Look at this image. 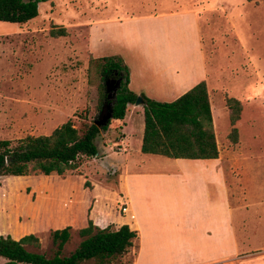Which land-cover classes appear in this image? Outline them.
Listing matches in <instances>:
<instances>
[{
    "label": "rangeland",
    "instance_id": "1",
    "mask_svg": "<svg viewBox=\"0 0 264 264\" xmlns=\"http://www.w3.org/2000/svg\"><path fill=\"white\" fill-rule=\"evenodd\" d=\"M186 9L199 10L201 17L220 160L230 170L233 242L226 264H264V0H49L26 24L0 22V140L50 135L69 119L79 128L80 116L94 122L100 94L98 82H90V59L120 55L128 66L144 64L135 49L125 47L134 42L121 36L117 18L128 11ZM55 26L66 28L67 36L53 38ZM134 28L142 33L140 24ZM136 43L145 53L140 37ZM111 94L114 98V91ZM229 98L243 105L236 124L238 143L229 138ZM119 126L111 120L97 147L112 144ZM120 174L112 161L95 157L83 158L80 168L65 176L1 177L0 236L20 239L34 234L40 246L28 249L53 256L51 234L71 226L63 216L71 213L74 218L78 199L90 201L89 216L96 207L115 221L125 217ZM210 219L202 217L203 230ZM71 228L63 257L74 253L82 240L78 225ZM134 252L112 264H134ZM0 264L5 260L0 258Z\"/></svg>",
    "mask_w": 264,
    "mask_h": 264
},
{
    "label": "crops",
    "instance_id": "2",
    "mask_svg": "<svg viewBox=\"0 0 264 264\" xmlns=\"http://www.w3.org/2000/svg\"><path fill=\"white\" fill-rule=\"evenodd\" d=\"M200 19L195 9L149 10L140 14L128 11L117 18L116 23L122 25L121 36L134 42L125 47L131 52L135 49L134 53L144 60L137 66L125 63L130 70L132 92L166 103L177 100L202 81L209 85L210 67ZM137 24L143 26L142 33L135 30ZM139 37L146 50L143 54L136 47ZM211 110L215 122L212 102ZM118 123V137L102 150L98 146L96 157L112 161V166L121 169L119 189L125 195V217L115 221L96 207L89 216L90 201L82 198L75 206L74 218L71 213L64 214L63 222L83 229L90 217L101 228L130 226L138 232L134 264H226V252L233 242L234 208L230 170L220 155L213 160H187L143 154L144 106L130 104L125 119ZM115 147L118 152H114ZM202 217L211 218L204 230ZM78 218L79 222H74Z\"/></svg>",
    "mask_w": 264,
    "mask_h": 264
},
{
    "label": "trees",
    "instance_id": "3",
    "mask_svg": "<svg viewBox=\"0 0 264 264\" xmlns=\"http://www.w3.org/2000/svg\"><path fill=\"white\" fill-rule=\"evenodd\" d=\"M49 0H0V22L26 24L39 16V5ZM255 1V0H249ZM53 38L67 36L66 28L53 27ZM90 82H98L100 94L98 116L92 123H86V116H80L81 127L74 121L56 128L50 135L27 136L19 140H0V178L3 176L52 175L65 176L76 172L83 158H95L99 153L96 140L106 126L96 125L113 109V119L123 121L127 108L138 98L130 90V70L120 56L90 59ZM116 96L110 98L117 87ZM145 132L142 153L159 155L169 159L213 160L220 155L215 133L209 90L205 81L200 82L173 102H157L145 96ZM230 109L232 130L229 138L238 143L236 124L241 119L243 105L236 98L226 101ZM110 107V108H109ZM10 158V162L8 159ZM71 227L52 232L54 254L47 257L28 246H40L34 234L20 239L0 236V258L5 264H112L125 255L138 253V232L123 225L101 228L89 220L88 226L79 230L81 243L69 257L62 252L71 238Z\"/></svg>",
    "mask_w": 264,
    "mask_h": 264
},
{
    "label": "water",
    "instance_id": "4",
    "mask_svg": "<svg viewBox=\"0 0 264 264\" xmlns=\"http://www.w3.org/2000/svg\"><path fill=\"white\" fill-rule=\"evenodd\" d=\"M118 87H119V83L117 84V87L114 89V97L116 96V91ZM110 98H112V96H110ZM145 104H146L145 98H143L142 96H138L135 106H145ZM112 119H113V109L110 108V111L101 120L96 121L95 123L98 126H106ZM8 162H10V158L8 159Z\"/></svg>",
    "mask_w": 264,
    "mask_h": 264
},
{
    "label": "built area",
    "instance_id": "5",
    "mask_svg": "<svg viewBox=\"0 0 264 264\" xmlns=\"http://www.w3.org/2000/svg\"><path fill=\"white\" fill-rule=\"evenodd\" d=\"M121 210H122V213L126 214L127 213V205L126 204L123 205Z\"/></svg>",
    "mask_w": 264,
    "mask_h": 264
}]
</instances>
